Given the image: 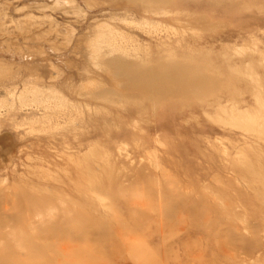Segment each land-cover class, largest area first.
Returning a JSON list of instances; mask_svg holds the SVG:
<instances>
[{"label":"rangeland","instance_id":"rangeland-1","mask_svg":"<svg viewBox=\"0 0 264 264\" xmlns=\"http://www.w3.org/2000/svg\"><path fill=\"white\" fill-rule=\"evenodd\" d=\"M13 87L0 264H264V0H0Z\"/></svg>","mask_w":264,"mask_h":264},{"label":"bare ground","instance_id":"bare-ground-1","mask_svg":"<svg viewBox=\"0 0 264 264\" xmlns=\"http://www.w3.org/2000/svg\"><path fill=\"white\" fill-rule=\"evenodd\" d=\"M96 41V44H97V46H94V49L96 50V51H98V50H100L102 47H106V49L103 51V53L102 54H104L105 52L106 53H108V54H110V55H112V57H113V60H118L117 58H119V59H122V57H123V55H125V53H126V50H124L123 48H121V47H113L111 44V40H110V38L106 35V34H103V35H100L99 36V38L97 39V40H95ZM95 44V43H94ZM101 44V45H100ZM97 54V53H96ZM99 55H101V51H100V54ZM99 55H97L96 56V59L99 57ZM101 57V56H100ZM98 61H99V58H98ZM99 63L100 64H102L101 63V60L99 61ZM169 64H171L172 65V63H169ZM178 70V69H177ZM181 74V73H180ZM197 75H199V74H197ZM247 75L249 76V77H252V74L251 73H247ZM180 76V75H179ZM253 78V77H252ZM255 79V78H254ZM256 81V84H257V80H255ZM160 85V84H159ZM258 85V84H257ZM161 87V86H160ZM257 87V86H256ZM38 88V87H37ZM36 88V85H32L31 87H29V88H27L26 89V87H24L23 88V90L25 89V90H30L31 91V94H35V95H39L38 93H40V97L42 98H52V99H56V101H57V103L58 104H56V105H58V106H63V105H65L66 104V100L63 98V97H61V96H59V95H57L56 93H53L52 91H47V92H45V91H39L38 89ZM4 89H5V87H4ZM16 89H18L17 87H13V89H6L7 91H5V94L6 95H9L12 99H11V101H10V103H8L7 105H5V104H3V102L1 103V101H0V116L2 115V113H5V111L3 110V108L4 107H10V108H13V110H16V108H18L17 106H15L16 105V103H18V106L19 107H21L22 108V106L24 107L25 105H24V103H23V101H24V99L22 98L23 97V93L21 92V93H19V94H17V91H15ZM24 90V91H25ZM41 90V89H40ZM16 95H17V97H16ZM21 98L23 99V100H21ZM37 99V97H32V99H31V102H33L34 104L35 103H37V100L38 101H41V102H43V98L42 99ZM257 100H258V102H260L259 100H261L260 98H256ZM26 102V101H25ZM30 102V103H31ZM50 102V101H49ZM49 102L48 103H46V101H45V103H44V108L45 109H47L48 110V108H49ZM60 104V105H59ZM29 106V105H28ZM32 106V104H30V107ZM52 106V105H51ZM20 108V109H21ZM55 108V107H54ZM23 109V108H22ZM52 109V108H51ZM47 110H44L45 111V115L44 116H46V115H49V114H46L47 113ZM19 111V110H18ZM23 111V110H22ZM16 115H19V114H16ZM233 116V115H232ZM40 124V123H39ZM20 126H22V124H17V126L16 127H20ZM17 130V129H16Z\"/></svg>","mask_w":264,"mask_h":264}]
</instances>
